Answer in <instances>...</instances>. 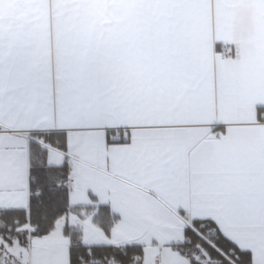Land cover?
<instances>
[{
    "label": "snow or ice",
    "instance_id": "obj_1",
    "mask_svg": "<svg viewBox=\"0 0 264 264\" xmlns=\"http://www.w3.org/2000/svg\"><path fill=\"white\" fill-rule=\"evenodd\" d=\"M82 2L30 0L37 22L23 38L0 24V264H264V105L235 118L224 86L218 107L163 52L76 58ZM109 111L126 122L104 123ZM70 178L94 193L91 218L72 211Z\"/></svg>",
    "mask_w": 264,
    "mask_h": 264
},
{
    "label": "crops",
    "instance_id": "obj_2",
    "mask_svg": "<svg viewBox=\"0 0 264 264\" xmlns=\"http://www.w3.org/2000/svg\"><path fill=\"white\" fill-rule=\"evenodd\" d=\"M83 0L75 11L70 45L75 57L103 66L128 63L137 57L163 52L176 71H192L203 80L210 98L221 102L237 119L247 118L255 105H264V40L260 26L264 8L256 0H232L218 11L216 0ZM38 10L30 0H10L0 13V24L10 39L25 37L37 22ZM55 63V26L51 27ZM233 45V55L216 54L222 44ZM118 112L109 111L104 123H125ZM123 130L116 131L120 136ZM93 134L103 142L104 129ZM55 151V150H53ZM109 155L123 156L121 145H110ZM57 162L58 159L56 158ZM70 202L74 213L88 218L96 212L94 193L75 188L72 178ZM78 208V210H76Z\"/></svg>",
    "mask_w": 264,
    "mask_h": 264
},
{
    "label": "built area",
    "instance_id": "obj_3",
    "mask_svg": "<svg viewBox=\"0 0 264 264\" xmlns=\"http://www.w3.org/2000/svg\"><path fill=\"white\" fill-rule=\"evenodd\" d=\"M216 54L223 59H228L233 55V45L231 43H226L220 45L216 48Z\"/></svg>",
    "mask_w": 264,
    "mask_h": 264
},
{
    "label": "trees",
    "instance_id": "obj_4",
    "mask_svg": "<svg viewBox=\"0 0 264 264\" xmlns=\"http://www.w3.org/2000/svg\"><path fill=\"white\" fill-rule=\"evenodd\" d=\"M54 150V149H53ZM64 183V185L71 189L72 188V184H73V181H72V178L68 179V180H63L62 181ZM66 195V193H65ZM78 210V208L76 209ZM72 211H75V209L72 208ZM107 212H108V209L107 208H103L100 210V215L98 217H96L97 221L100 222V221H106L107 220Z\"/></svg>",
    "mask_w": 264,
    "mask_h": 264
},
{
    "label": "rangeland",
    "instance_id": "obj_5",
    "mask_svg": "<svg viewBox=\"0 0 264 264\" xmlns=\"http://www.w3.org/2000/svg\"><path fill=\"white\" fill-rule=\"evenodd\" d=\"M53 157H54V160L56 163H60L62 161V154L61 153L53 151ZM56 158L58 159V162H57Z\"/></svg>",
    "mask_w": 264,
    "mask_h": 264
}]
</instances>
